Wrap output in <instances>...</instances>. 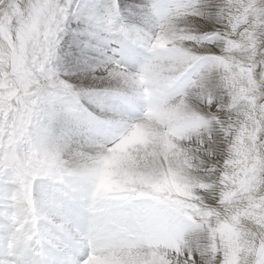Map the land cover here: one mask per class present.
<instances>
[{"label":"snow or ice","instance_id":"snow-or-ice-1","mask_svg":"<svg viewBox=\"0 0 264 264\" xmlns=\"http://www.w3.org/2000/svg\"><path fill=\"white\" fill-rule=\"evenodd\" d=\"M0 264H264V0H0Z\"/></svg>","mask_w":264,"mask_h":264}]
</instances>
